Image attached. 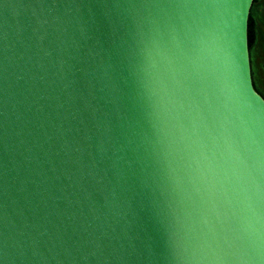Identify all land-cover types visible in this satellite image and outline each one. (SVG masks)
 <instances>
[{
  "label": "water",
  "instance_id": "95a60500",
  "mask_svg": "<svg viewBox=\"0 0 264 264\" xmlns=\"http://www.w3.org/2000/svg\"><path fill=\"white\" fill-rule=\"evenodd\" d=\"M248 0H0V264H264Z\"/></svg>",
  "mask_w": 264,
  "mask_h": 264
},
{
  "label": "trees",
  "instance_id": "16d2710c",
  "mask_svg": "<svg viewBox=\"0 0 264 264\" xmlns=\"http://www.w3.org/2000/svg\"><path fill=\"white\" fill-rule=\"evenodd\" d=\"M248 38L254 86L259 93H264V0L253 2Z\"/></svg>",
  "mask_w": 264,
  "mask_h": 264
},
{
  "label": "snow or ice",
  "instance_id": "6c2138e0",
  "mask_svg": "<svg viewBox=\"0 0 264 264\" xmlns=\"http://www.w3.org/2000/svg\"><path fill=\"white\" fill-rule=\"evenodd\" d=\"M247 7H251V0H248V5ZM258 95L261 96V99H264V93H258Z\"/></svg>",
  "mask_w": 264,
  "mask_h": 264
}]
</instances>
